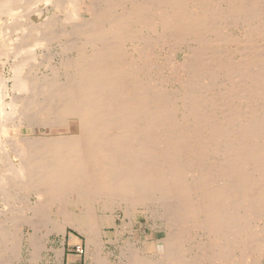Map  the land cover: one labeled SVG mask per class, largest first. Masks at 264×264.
Segmentation results:
<instances>
[{"label": "bare ground", "instance_id": "1", "mask_svg": "<svg viewBox=\"0 0 264 264\" xmlns=\"http://www.w3.org/2000/svg\"><path fill=\"white\" fill-rule=\"evenodd\" d=\"M21 2L0 0V17L20 18L13 8ZM39 2L27 4L32 10ZM49 4L64 9L62 21L77 17L60 34L67 39L52 75L43 72L37 84L24 70L28 57H14L13 75L0 78V200L13 209L0 220V248L24 251L32 218L18 210L37 216L43 203H57V214L85 230L100 252L107 215L97 218L86 208L102 200L112 213L128 214L133 205L161 209L167 234L161 250L154 241L157 259L130 250L129 264H261L264 228L255 222L264 221V0H47L43 12ZM56 16L44 17L43 30ZM182 44L193 50L183 61L176 52L166 57L165 66L182 74L181 86L171 89L150 74L159 67L155 50ZM8 77L19 93H35L5 102ZM32 111L46 118L39 121L46 136L36 135ZM25 189L34 191L37 206L21 205ZM68 194L65 203L76 211L59 201ZM79 215L87 216L83 226ZM99 258L94 264L106 263Z\"/></svg>", "mask_w": 264, "mask_h": 264}, {"label": "rangeland", "instance_id": "2", "mask_svg": "<svg viewBox=\"0 0 264 264\" xmlns=\"http://www.w3.org/2000/svg\"><path fill=\"white\" fill-rule=\"evenodd\" d=\"M25 2H26V0H24ZM25 2H21V4L20 5H15L16 7L15 8H13L14 9V11H13V13H18V11L21 13V15H22V17H24V19H22L21 18V15H20V13H19V16H20V18L18 17V18H16L17 16H18V14H16L15 15V19H14V17L13 18H11V17H9L8 18V16L7 15H3V16H1L0 17V32H2V35H0V39L2 40H0V78H2V77H5V78H7V76H9V77H11L12 75H13V73H12V69H13V65L15 64V61L19 58V59H21V60H24V61H26L27 60V57H28V60H27V62H26V64H28V65H26L25 64V69L24 70H27V76L30 78V79H32V80H36L37 81V84H43V74L45 73V74H51L52 75V72H53V70H52V67L54 66L53 64H55L56 65V63L57 62H59L60 60H61V56L63 55L61 52L63 51V46L65 47V45H64V42L66 41V37H65V35L63 34V35H60L61 33H63V31H64V28L67 30V29H70V28H72V26H74V24H75V22L77 21V20H74V18L75 17H73V16H70L69 17V19L67 18L66 20H68L67 22L65 21V20H63L62 21V17L64 16L63 15V12H64V9H57L56 7H54L53 5H47V7H49V9L48 10H46L45 12H43V6H46L45 4H46V2H47V0H41V2H39V3H41V4H39V3H37V4H35L36 6L37 5H39L38 7H37V9L34 7V5L32 6L34 9H32L31 10V8H29V5L27 4V2H28V0H27V2L25 3ZM26 4H27V6H26ZM23 5H25V6H23ZM19 7H20V9H19ZM25 7V8H24ZM42 7V9H41V12H43V14H45L44 15V17H49V16H56L57 17V20L55 21V23H53V25H51V26H53V27H49V28H45L44 30L46 31H44L43 30V23H41V21L43 20V19H45L44 17H43V14H41L42 15V17H40V18H38L39 16H41L40 14L37 16V17H35L36 16V12L35 11H37L38 10V13H39V10H40V8ZM18 10H17V9ZM26 8H28V11H27V9ZM12 9V10H13ZM17 11H16V10ZM23 9V10H22ZM12 10H11V12H12ZM34 10V11H33ZM61 11V12H60ZM26 12H28V13H26ZM25 15L26 14V17L23 15V14ZM35 15H34V14ZM65 13V12H64ZM29 14V15H28ZM30 15H32V16H30ZM34 15V16H33ZM59 16V17H58ZM5 17V18H4ZM3 18H4V20H3ZM10 20V21H12V19H14L12 22L13 23H15L14 21H17L18 23H20V22H22V23H20L19 25L17 24V22H16V24L19 26H16V24H12V23H9L10 21H8V19ZM59 18V19H58ZM73 18V19H72ZM21 19L22 21H20L19 22V20ZM38 19H40V20H38ZM64 19H65V17H64ZM73 21H75V22H72V20ZM75 19H77V17L75 18ZM1 20H3V21H1ZM8 22H7V21ZM36 20V21H35ZM25 21V22H24ZM38 21V22H37ZM2 22H4V23H6V25L5 26H7L8 25V28H7V30H5L6 29V27L3 25L4 23H2ZM27 22V23H26ZM40 22V23H39ZM43 22V21H42ZM64 22V23H63ZM7 23H9V24H7ZM40 25H39V24ZM66 23V24H65ZM70 23V24H69ZM74 23V24H73ZM2 25H3V28H4V30L6 31V37L4 36L3 37V32L5 33V31H3V28H2V30H1V27H2ZM12 27H11V26ZM75 25H77V24H75ZM16 26V27H15ZM21 26V27H20ZM28 26V27H27ZM71 26V27H70ZM11 27V28H10ZM24 28H26V29H24ZM30 28H35L34 29V31H33V29H30ZM59 28V29H58ZM62 28V29H61ZM8 29H10L9 30V33L11 32V34H9L7 31H8ZM14 29L16 30V31H14ZM52 31H51V30ZM27 32H26V31ZM31 30V31H30ZM49 30V31H48ZM235 30V31H234ZM233 30V32L234 33H236V34H239L240 32L239 31H242V29L240 30V27L238 28L237 27V29L235 28ZM24 31V32H23ZM28 31H29V33H28ZM48 31V32H47ZM44 34H43V33ZM55 32H57V33H59V35H60V37H58V35H56L55 34ZM65 32V31H64ZM239 32V33H238ZM23 33H25V35H27L28 37H26L28 40H24L25 39V36H24V39L22 38V35L21 34H23ZM53 34H54V36H53ZM5 35V34H4ZM10 35V37H8ZM34 37H33V36ZM47 35V39L45 38V36ZM41 36V37H40ZM57 36V37H56ZM5 38V40L3 39V38ZM9 39H8V38ZM55 39H54V38ZM20 38H22V39H20ZM39 38H43V40L41 39H39ZM50 38H51V40H50ZM68 38H70V37H68ZM71 38L73 39V38H77L76 36H74V34L71 36ZM70 38V39H71ZM8 39V40H7ZM18 39H20V40H18ZM38 39H39V41H38ZM58 39V40H57ZM3 40H4V43H3ZM11 40V41H10ZM24 40V41H23ZM47 40V41H46ZM50 40V41H49ZM73 40H75L76 41V39H73ZM78 40H80V39H78ZM76 41V43H78L79 41ZM42 41V42H41ZM62 42V43H61ZM3 43V44H2ZM11 43H13V44H11ZM16 43V44H15ZM260 43V42H259ZM10 44V45H9ZM18 44V45H17ZM24 46H23V45ZM36 44H38V45H36ZM4 45V46H3ZM44 45V46H43ZM8 46H9V48H11V49H9L8 48ZM48 46V47H47ZM18 47V48H17ZM62 47V48H61ZM182 47V48H181ZM23 48V49H22ZM48 48V49H47ZM61 48V49H60ZM171 50H170V49ZM178 48V49H177ZM161 48H157L156 50H155V52H156V56L155 57H157V55H158V58H157V60L155 61V63H157V65H159V69H160V67H161V71L158 69V68H154V69H156V71L155 70H153L152 72L153 73H150V74H152V76H154V78H157V79H159L160 81H162V82H160L159 81V84L160 83H162V85H164L165 83H167L168 84V86H169V88H174V89H176V88H179L180 86H181V83H180V81H181V79H182V74L181 73H179V75L178 74H176V73H178L177 71H175L176 69H174V66H173V69H168L165 65H169L170 64V59H166V57L167 56H170V55H173L175 52V56H176V60L178 61L177 63H180L181 62V60L183 59H185L184 57H186L187 55H188V53H189V55L192 53V49H190V47H189V45H187V44H182V45H177V47L175 46V47H170V46H168V47H166V49L165 50H160ZM174 49V50H173ZM190 49V50H189ZM61 50V51H60ZM69 51H70V49H68ZM73 50V49H72ZM173 50V51H172ZM180 50V51H179ZM192 50V51H191ZM57 51H59V52H57ZM67 51L69 54H70V56H72V57H75V55L77 54V52L75 51V50H73V51ZM187 51H188V53H187ZM17 52H18V54L19 55H16L17 54ZM20 52V53H19ZM25 54H24V53ZM36 54H35V53ZM174 52V53H173ZM29 53V54H28ZM31 53V54H30ZM48 53V54H47ZM58 53H59V55H58ZM64 53V52H63ZM164 53H167V54H164ZM56 54V55H55ZM170 54V55H169ZM177 54V55H176ZM16 55V56H15ZM49 55V56H48ZM163 55V56H162ZM188 55V56H189ZM23 56V57H22ZM53 56V57H52ZM162 56V57H161ZM17 58V59H15V58ZM34 57V58H33ZM24 58V59H23ZM18 59V60H19ZM35 61H34V60ZM4 62H3V61ZM7 60V61H6ZM12 60H14V61H12ZM182 60V61H183ZM33 63V64H32ZM45 63V64H44ZM47 63V64H46ZM36 65V66H35ZM175 65V64H174ZM27 66V67H26ZM50 66V67H49ZM163 66V67H162ZM165 66V67H164ZM175 66H177V65H175ZM12 67V68H11ZM29 70V71H28ZM52 71V72H51ZM171 71V72H170ZM175 71V72H174ZM2 72V73H1ZM44 72V73H43ZM156 72V73H155ZM173 72V73H172ZM3 73H4V75H3ZM43 73V74H42ZM62 73V74H61ZM158 73V74H157ZM162 75H161V74ZM25 74H26V72H25ZM156 74H157V76H156ZM181 74V75H180ZM34 75V76H33ZM53 75H54V77L56 76V74L55 73H53ZM59 75H61V76H59ZM179 77H178V76ZM63 76V71H60V73H58L57 74V77L56 78H58V80H60V81H63L64 80V77H62ZM162 78H161V77ZM8 77V78H9ZM38 77V78H37ZM51 77V76H50ZM53 77V76H52ZM160 77V78H159ZM176 77V78H175ZM38 79V80H37ZM41 79V80H40ZM41 82H40V81ZM167 80V81H166ZM175 81V82H174ZM38 82H40V83H38ZM11 83H13L12 82V80H11V78H9L8 80H7V84H8V89H7V92H6V95H4V97H3V95H2V97H3V99L2 100H4L5 102H9L10 100H11V98L13 97V95L16 97V96H18V95H23V96H30V95H32V94H34L35 93V90L34 91H32L31 92V90H29V92L28 91H25V93H24V91H20V93L18 92V90L16 89H13L12 88V84ZM40 87V86H39ZM14 91H13V90ZM38 90V88H36V91ZM27 92V93H26ZM34 92V93H33ZM1 94L3 93V92H0ZM8 93V94H7ZM18 93V94H17ZM1 94H0V100H1ZM30 113H32V114H30L32 117V120H31V118H30V122L33 124V126L35 127V129L34 130H36V128H37V130L35 131L36 132V135H43V137L44 136H46V134H47V129H46V127H45V123H43V125L41 124L42 122H44V120H45V122L47 121L46 120V118H43L42 116H40L39 114H38V118H37V113L35 112V111H32V112H30ZM34 113V114H33ZM36 116V117H35ZM33 117H35L36 119H34ZM16 120H14V121H18V118L16 117L15 118ZM13 121V122H14ZM39 121L41 122L40 123V125H39ZM13 122L12 121H6L5 122V125H6V127L7 128H11L12 126H13ZM36 122V123H35ZM37 124H38V126H37ZM33 130V131H34ZM43 130H44V132H43ZM41 131H42V133H41ZM34 132V133H35ZM4 138V136L3 137H1L0 139L2 140ZM1 140H0V143H1ZM22 193V194H21ZM30 193V194H29ZM23 194H24V196H23ZM20 195H21V198H22V200H23V202H22V200H21V205L22 204H24V205H26V207L28 206H32V205H35V206H37L36 205V201L38 200V198H37V196L34 194V191L33 190H30V189H25V190H22V192L20 191ZM71 195L72 194H68V195H66V197H62L63 198V200H61L62 198H59L60 200V202L62 203V204H65V205H63L64 207H66V209L69 211V212H71V211H73V210H77V207L72 203V202H70V204H68V203H65L67 200V198H70L71 197ZM74 195V198H75V193L73 194ZM61 197V196H60ZM0 198H1V194H0ZM65 198V199H64ZM3 199V198H2ZM25 200V201H24ZM27 200V201H26ZM31 200V201H30ZM43 200H45V199H43ZM74 200V199H73ZM12 201V198H11V200H10V202ZM44 202V201H43ZM100 202V203H99ZM1 203H3V201L2 200H0V208H2L3 210L5 209V211H6V214H5V211L3 212H1L0 213V220L2 221V219H3V221H7V219L6 218H10L11 217V215H12V211H13V209L12 210H10L9 209V207L8 206H4L5 205V203L4 204H1ZM18 203V205H20V203H19V201L17 202ZM11 204H12V202H11ZM95 204V205H94ZM102 200H99V201H96V200H94V202L91 204V207L89 208H86V210L88 209V210H90V211H92V213L97 217V218H101L102 216H106L107 215V217H105L104 218V224H105V230L107 231V234H105L104 236H103V240H102V246H101V248H97V250L98 251H100V252H97L96 253V246H94V244H92V243H88V234H87V232H85V230L83 231V229L81 228V227H79L77 224H75V223H66L64 220H63V217L59 214H57V211H56V208H57V206H58V204L57 203H54V204H52L51 206H49L48 204H44L43 203V209L41 210L42 212H40L39 214H37V216L38 217H40V216H42V217H45L46 219H48V220H44V221H46L47 222V224H46V222H43L42 220L44 219H39L37 216H34V213H32V212H34V211H31L30 212V210L27 208V211H26V208L24 209V210H18L17 211V209H18V205L17 206H14V211L16 210L17 212H20L22 215L25 213V215H26V217L27 218H29L30 217V219H31V226H29V225H25L24 227L26 228V230H25V232H26V234H25V240H24V242H25V246H24V251H23V253L22 252H20V251H18V250H11V249H6V251H3L1 248H0V250H1V252H2V254H1V252H0V264H68L69 263V261L70 260H72L71 259V255H74V256H76V258H77V260H76V262H77V264H94V262L95 261H97L98 260V258H99V256H97L98 255V253H99V255H101L100 257H102L100 260H102V259H105L103 262H105L106 261V263H108V264H110V262L112 261V263L111 264H129V262H127V261H129L131 258H132V255H131V253L133 252V250H135V253H132L133 255H135V254H138V255H143V257H146V258H148L149 259V257H150V259H157V255H158V253H159V251L161 250V247L163 246V243H162V241L160 240V239H162V238H164V237H166V230H167V226H166V223H165V220H164V218H163V215H162V212H161V209L158 211V208H157V206H155V205H153V206H151V207H146V206H144V205H133L132 207H130L128 210H127V212L129 211V210H131V211H129L128 212V214H125L126 213V211L125 210H123V209H118L117 210V212L115 211L114 213H112L113 211L111 210L112 209V207L111 208H109V207H107V208H105V209H103L104 208V206L102 207ZM112 204V203H111ZM47 205V206H46ZM98 205V206H97ZM5 207V208H3V207ZM44 206H45V208H44ZM49 206V207H48ZM15 208H17V209H15ZM37 208V207H36ZM101 208V209H100ZM148 208V209H147ZM154 209V210H153ZM10 210V211H9ZM105 210V211H104ZM111 210V211H110ZM25 211V212H24ZM56 211V212H55ZM96 211V212H95ZM28 212V213H27ZM45 212V213H44ZM3 213H4V215H3ZM29 213H30V215L31 214H33V215H31V216H29ZM102 213V214H101ZM105 213H107V214H105ZM155 213V214H154ZM43 214H44V216H43ZM45 214L47 215V216H45ZM151 214V215H150ZM99 215V216H98ZM160 215H162V216H160ZM154 216V217H153ZM23 217V216H22ZM41 217V218H42ZM51 219H50V218ZM53 217H54V219H53ZM153 217V218H152ZM26 218V219H27ZM80 218H82V221H81V226H83L84 224H85V222H87V216L85 215L84 217H82L81 215H79L78 216V219L80 220ZM6 219V220H5ZM24 219V218H23ZM65 219V218H64ZM33 220V221H32ZM35 220V221H34ZM36 220H39V221H41V222H39V221H36ZM51 220V221H50ZM64 222H63V221ZM130 220V221H129ZM50 221V222H49ZM59 221V222H58ZM39 224H38V223ZM49 222V223H48ZM53 222V223H52ZM60 224H58V223ZM125 224H124V223ZM8 223V222H7ZM10 223V222H9ZM37 223V224H36ZM84 223V224H83ZM262 223H264V221L262 222V220H256V222H255V224L257 225V226H259L260 225V227L262 228H264V224L262 225ZM36 224V225H35ZM54 224H56L55 225V227L57 226L58 227V229H59V227L61 226V228H62V230H61V228L59 229V230H57V227L56 228H54L53 227V225ZM66 224V225H65ZM72 224H73V226H72ZM128 226H127V225ZM156 224V225H155ZM46 225V226H45ZM59 225V226H58ZM65 225V226H64ZM70 225V226H69ZM130 225V226H129ZM38 227V228H36V227ZM32 227V228H31ZM35 227V229H33ZM50 228V229H49ZM56 229V230H55ZM64 229V230H63ZM165 229V230H164ZM30 230V231H29ZM34 230V231H33ZM38 230V231H37ZM50 230V231H49ZM59 231H61V232H59ZM80 231V232H79ZM35 232V233H34ZM46 232V233H45ZM63 232V233H62ZM30 233H31V235H30ZM34 233V234H33ZM38 233V236L36 235ZM147 233V234H146ZM83 234V235H82ZM29 235H30V237H29ZM33 235V236H32ZM87 235V236H86ZM31 237H33V238H31ZM35 237V238H34ZM154 237V238H153ZM147 238V239H146ZM152 238V239H151ZM28 239H30V240H28ZM32 239V240H31ZM39 241H38V240ZM137 239V240H136ZM145 239V240H144ZM153 239H155V240H153ZM35 240V241H34ZM129 240V241H128ZM139 240V241H138ZM30 241H32V242H36V243H40V245H39V247L37 246L38 244H32V243H30ZM127 243H126V242ZM136 241V242H135ZM154 241H158V247H159V251L158 250H156L155 249V244H154ZM28 242V243H27ZM133 242V243H132ZM143 243V244H142ZM124 244V245H123ZM129 244H131V245H129ZM134 245V246H133ZM141 245V246H140ZM29 246V247H28ZM35 246V247H34ZM39 248V249H37V247ZM41 246V247H40ZM77 246H82V247H84V248H86L85 249V252L83 253V254H79L77 251H76V248H77ZM88 246V247H87ZM130 246V247H129ZM132 246V247H131ZM143 246V247H142ZM145 246V247H144ZM32 247H33V250H34V252H33V250H32ZM103 247V248H102ZM130 249H129V248ZM122 248V249H121ZM140 248H142V249H140ZM144 248H145V250H144ZM121 250V251H120ZM132 252H131V251ZM144 250V252H142ZM27 251V252H26ZM158 251V252H157ZM29 252L31 253V252H33L32 253V255L31 254H29ZM131 252V253H130ZM143 254H142V253ZM147 252V253H146ZM97 255H96V254ZM130 253V255H131V258L129 257L128 258V254ZM152 253H154V254H152ZM157 253V254H156ZM17 254H19V256L17 255ZM33 254H34V256H33ZM145 254V255H144ZM156 254V255H155ZM20 255H22V256H20ZM129 255V256H130ZM38 256H40V257H38ZM125 256H127V258L128 259H126V257ZM98 257V258H97ZM104 257V258H103ZM106 257V258H105ZM38 258V259H37ZM70 258V259H69ZM92 258V259H91ZM94 258H97V260H94ZM107 259H108V261H107ZM111 260V261H110ZM123 261V262H122ZM105 263V264H106ZM261 264H264V257H263V259H262V261H261Z\"/></svg>", "mask_w": 264, "mask_h": 264}, {"label": "built area", "instance_id": "3", "mask_svg": "<svg viewBox=\"0 0 264 264\" xmlns=\"http://www.w3.org/2000/svg\"><path fill=\"white\" fill-rule=\"evenodd\" d=\"M76 251H77L79 254H83V253L85 252V248L82 247V246H77Z\"/></svg>", "mask_w": 264, "mask_h": 264}, {"label": "crops", "instance_id": "4", "mask_svg": "<svg viewBox=\"0 0 264 264\" xmlns=\"http://www.w3.org/2000/svg\"><path fill=\"white\" fill-rule=\"evenodd\" d=\"M69 259H70V258H69ZM71 259H72V260H70L68 264H77V262H76V260H77L76 256L71 255Z\"/></svg>", "mask_w": 264, "mask_h": 264}]
</instances>
